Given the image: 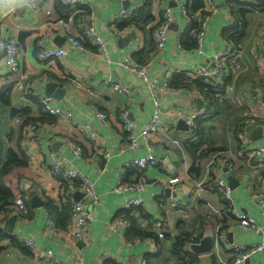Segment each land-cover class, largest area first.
I'll return each instance as SVG.
<instances>
[{
	"label": "crops",
	"instance_id": "0c3cea01",
	"mask_svg": "<svg viewBox=\"0 0 264 264\" xmlns=\"http://www.w3.org/2000/svg\"><path fill=\"white\" fill-rule=\"evenodd\" d=\"M36 1L40 4L37 15L25 5L12 15L0 16V164L5 162L9 150L27 161L4 177L13 198L0 214V264H53L42 253L39 256L24 246L25 239L37 242L43 250L51 249L62 264H222L221 261L232 262L233 245L264 246V168L245 159L243 149L232 137L235 121L244 117L251 123L246 130L247 148L264 149V74L256 68L257 61L264 60V0L253 2L255 9L246 14L248 24L238 45L228 38L241 31L239 17L232 13L238 7L227 0H211L215 11L200 47L194 44V31L199 16L206 13L204 0H152L153 21L144 30L123 24L127 17L118 15L119 10L138 7L141 0H79L81 3L75 8L62 6L58 0ZM194 1L201 2L202 8L193 11ZM126 6L128 9H124ZM182 7L186 8V15L182 14ZM166 10L171 16L169 33L165 48L157 52L153 32ZM59 17H72L71 33L82 42L83 51L73 48L63 31L54 27L52 22ZM255 26L263 34H256ZM87 28L94 30L103 48L86 35ZM260 35L263 40L258 41ZM176 39L181 40V49L177 48ZM9 42L19 47L20 71L16 75H11L5 63V45ZM38 42L43 48H63L67 56L40 62L36 58ZM226 51L238 52L239 69L229 76L228 85L224 83L233 91L214 94V107L212 97H205L192 73L200 66L214 70V55ZM125 58L132 64L146 65L151 82L158 86L168 82L169 90L159 96L163 111L159 123L160 127L169 125L168 132L157 131L147 139L140 136L151 121L155 106L150 84L120 66ZM233 59L230 56L229 61ZM180 73L184 74L182 84H171V79ZM47 82L62 87V93L55 87L48 97L52 107L64 117L46 115L40 106L39 97L46 96ZM111 84L126 87L128 92L118 93ZM200 101L203 103H197ZM95 110L106 115L104 123L94 117ZM122 110L128 111L134 124L136 151L128 148L126 136L121 133ZM176 110H199L205 121L206 136L196 154L200 157L197 177L190 171L192 160L186 149L194 141L192 134L177 130L178 120L167 115ZM89 130L96 137L90 138ZM71 142L80 147L81 158L72 154ZM104 151L110 153L107 162L102 159ZM51 153L95 184V207L88 199L83 200L77 183L69 188L52 176ZM149 153L157 158L156 165L144 171L125 169L128 162ZM175 177L182 184L172 190L165 188L163 182ZM217 178L230 189V202L213 189ZM141 179L151 183L144 192L121 189ZM198 182H202L200 188ZM185 187L190 189L189 194ZM165 190L183 191L182 200L175 201ZM31 191L43 207L32 208ZM138 196L142 205L125 209V204ZM17 198H22L28 208L24 216L14 207ZM171 200L177 207L171 208ZM78 201L93 213V220L87 225L84 240L75 250H69L66 240L51 234L44 211L61 232L70 223V214L63 209L70 211ZM235 212L253 219L256 227L239 224ZM14 216L17 218L10 226ZM121 217L134 221L132 229L111 228L113 221ZM207 226H213L215 234L209 255L188 254L191 258L180 259L171 254L178 236L184 234L196 243ZM159 232L162 239H156ZM132 233H140L142 238L132 242ZM243 264H264V253L253 254Z\"/></svg>",
	"mask_w": 264,
	"mask_h": 264
},
{
	"label": "built area",
	"instance_id": "2783aa9c",
	"mask_svg": "<svg viewBox=\"0 0 264 264\" xmlns=\"http://www.w3.org/2000/svg\"><path fill=\"white\" fill-rule=\"evenodd\" d=\"M120 1L133 2L135 0H120ZM58 2L62 6H67L70 8H75L79 3H81L79 0H58ZM210 3L211 0H204V4H205L204 10L206 12V15L199 16L197 20L198 27L197 30L195 31V39L198 47H200L202 40L206 35L207 25L210 20V16L215 11V8L211 6ZM26 6L27 7L30 6L29 8L34 15H37L39 13L40 4L36 0H26ZM135 8L136 6H133L131 9L128 10H119L118 15L121 18H125L126 16L131 14ZM14 13L15 12H11L8 13L7 15H12ZM182 14L183 15L187 14V10L185 7H182ZM46 15L48 17H51V12L47 11ZM72 21H73L72 17H68L66 19L59 17L54 19L52 24L54 25L55 28L63 31L66 37V41L73 48L83 51L84 46L82 42L76 39L71 33ZM170 23H171V16L169 10H166L163 12L162 20L159 22V24L157 25V27L153 32V40L155 43V50L157 52L162 51L166 46ZM85 33L88 37L93 38L96 44L102 47L100 38L97 37V35L95 34L92 28H87ZM175 42L177 48L181 49L182 48L181 40L176 39ZM5 47H6L5 63L9 67L11 75H16L20 71V65L18 60L19 47L15 42H9L5 45ZM37 48L38 50L36 53V58L40 62L62 59L67 56V51L65 49L43 48L41 42L37 43ZM237 53L230 54L228 51L217 53L213 57V64L215 69L210 71L202 66L196 67L192 73L193 77L201 81L204 85L211 87L214 92L226 90L227 93H231L233 91L232 88H230V86H225L224 83L226 78H229L231 74H235L236 71L239 69V65L236 61V57H238ZM230 56H234V59L229 61ZM120 66L128 68L140 80L150 84V90L153 96L155 111L151 121L148 123L147 126H145L142 129L140 136L144 139H147L151 134H154L157 131L168 132L170 126L165 125L163 127H160V123H159V117L160 115L163 114V111L160 109V105H159L160 104L159 96L169 90L168 82H165L160 86H158L157 83L154 81L151 82L149 78L147 66L132 64L128 58H125L122 61H120ZM256 68L264 74V60H258L256 63ZM111 86L114 89V91L118 93L125 94L128 92L126 87H120L119 85L116 84H111ZM39 103L45 114L53 117H64V114L60 110L52 107L51 97L41 96L39 97ZM167 115L174 120H178V121L180 120L183 123H185L190 131L195 129L196 122L200 118L201 112L199 110H190V111L176 110L174 112H170L169 114L167 113ZM94 117L102 123L106 121V115H104L99 110L94 111ZM119 124H120L121 133L123 132L126 136V142L128 144V148L131 151H136L138 149V141L133 134L134 124L129 120V114L127 110H122L119 113ZM88 136L90 138L96 137L95 133L91 132L90 130L88 131ZM239 140L241 142V148L243 149L242 155L243 156L245 155L244 156L245 159L253 161L256 167L258 166L260 168H264V149L263 148L248 149L246 146L248 142V136L246 134V131H243V133L239 135ZM173 144L175 143L173 142ZM70 148L75 158L77 159L81 158V149L78 145L71 142ZM109 158H110V153L108 151H104L102 155L103 161L107 162ZM49 159L51 162V174L53 177L65 182L69 188L75 187V184L77 183L78 184L77 186L79 188L78 191L83 195V200L88 199V202H90V204L93 205V207H95L98 204V197L96 196L95 193V184L91 180H89L80 171L72 168L71 166H65L63 162L55 154L51 153L49 155ZM157 163H158L157 158L152 153H149L140 156L138 159L136 158L134 160H131L126 164L125 169L126 170L136 169L139 171H144L148 167H152ZM191 179L192 180L195 179L194 175H191ZM150 184L151 183H149L145 179H141L139 182L135 184L124 185L121 189L124 191H134L140 194L144 192L145 189L149 187ZM163 184L165 188L172 190L174 188H177L180 184H182V181L179 177H175L165 180ZM196 185L198 188H200L202 186V182H198L196 183ZM213 189L215 190L216 193L222 195L227 202L231 201L230 189L223 183V181L220 178L215 179L213 184ZM141 205H142V198L138 196L130 199L125 204V209H134L140 207ZM170 206L171 208H175L177 207V203L171 200ZM14 207L16 208L17 212L20 213L22 216L28 213V208L25 205L22 198L15 199ZM263 212H264V208H263ZM44 216L47 219V224L49 228L51 229V234L56 238L61 237L64 240H66V244L69 250H75L78 243L84 240L87 225L93 220V213L88 209H86L81 201L75 202L71 206L70 215H69L70 223L68 228L64 231L60 232L55 227L52 217L46 211H44ZM234 216L236 221L242 226L253 227V228L256 227L253 219L243 214H239L237 212L234 213ZM111 228L128 229L129 222L124 217L117 218L113 221ZM157 234H158V238L160 239L163 238V234L161 232ZM137 241H138L137 239L132 240V242H137ZM22 243L32 252L39 253V256L42 253V255L46 259L50 260L53 264H62L51 249L43 250L40 248L37 242L31 239H25L22 241ZM256 253H264V246L262 244H258L252 247L233 245L232 259H231L232 262L227 263L221 261V263L243 264L245 260L249 259L253 254Z\"/></svg>",
	"mask_w": 264,
	"mask_h": 264
},
{
	"label": "trees",
	"instance_id": "16d2710c",
	"mask_svg": "<svg viewBox=\"0 0 264 264\" xmlns=\"http://www.w3.org/2000/svg\"><path fill=\"white\" fill-rule=\"evenodd\" d=\"M135 1L139 2V0H135ZM257 1H259V0H227V2L229 4H234L235 6L238 7L236 10H233L232 13H235L239 17V23H241L239 25V27H241V31L237 32V33L235 32L232 35H229V37H228L235 45L240 44L241 40H243V37H244L243 30L246 29V26L248 24L246 14L250 13L252 11L251 9H255L254 8L255 5L253 4V2H257ZM151 5H152V0H141V2H139V6L138 7L136 6V8L132 11V13L129 14L128 16H126L127 18H125L123 20V24H125L127 26L134 25L136 28H138L140 30H144L145 26L153 21V15H152V10H151L152 6ZM246 7H248L249 10H247ZM199 8H202V3L194 1L192 3V10L194 11V10L199 9ZM204 15H206V13H202L200 16H204ZM64 19H66V18H64ZM197 27H198V21L196 22L195 31L197 30ZM195 31H194V33H195ZM181 44H182V42H181ZM194 44L197 46L196 39L194 40ZM183 77H184V74H182V73H180L177 76H174V78L171 79V84H176V85L182 84V82L184 81ZM229 78L225 79V83L227 85H228V83H230V80H231V79L229 80ZM196 85L200 89V91L205 94V97L207 99L212 97L211 100L213 101V106L217 107L215 104V100L213 99L214 94L215 93L216 94L221 93L224 90H221L219 92H214L211 87L204 85L199 80L196 81ZM204 89H205V92H204ZM4 103H5V105H9L8 101H4ZM208 110H209V108H208V106H206V112ZM13 113H15V112L13 111ZM23 114L24 113H21V115H23ZM205 116H206V113H205ZM201 119L202 118H199L197 120V122H196L197 126L195 127V129L190 130V133L192 134V138L194 139V141L189 142L188 145L186 146V149H187V151L191 157V160H192V165H191L190 171H191V173H193L195 175V177H197L199 174V166H197V160H199V158H200V157L197 158L196 154H197L198 149H200V147L203 144V140H204L203 138L206 136L204 134L205 128L203 127V123L205 121L201 120ZM198 121H199V123H198ZM235 122L237 124L235 126V130H233L234 132L232 134V137L236 140V142L238 143V147L240 148L241 142L239 140V135L241 133H243V131H246V129L249 127L250 124L247 122V120L244 117L242 119H238ZM25 124H26V122L23 123V125H25ZM26 164H27L26 158H22V157L20 158L15 152H13L11 150L8 151L5 162L0 164V203L2 204L0 206V214L3 211L5 206L11 205L10 201L13 198L11 191L5 186L4 177L10 172V170L13 167L25 166ZM63 211L67 214L68 213L70 214L69 208L63 209ZM127 221L129 222V228L128 229L130 230L131 225L133 227L134 221L131 218H129V219L127 218ZM131 236L132 237L134 236L133 238H131V240L142 238L140 233H132ZM157 238H158V235H156V239ZM185 242H190L186 235L181 234L180 236H178L175 239V242L172 246L171 254L177 258H180V259H183L184 257L191 258V256H189L188 254L183 252V246H184Z\"/></svg>",
	"mask_w": 264,
	"mask_h": 264
},
{
	"label": "water",
	"instance_id": "95a60500",
	"mask_svg": "<svg viewBox=\"0 0 264 264\" xmlns=\"http://www.w3.org/2000/svg\"><path fill=\"white\" fill-rule=\"evenodd\" d=\"M124 9H128V6H126ZM58 87V89L60 90V92L62 93L63 91L61 90L62 87L59 84L53 83V82H47L45 84V95L49 96L52 89ZM262 103L264 104V91L262 92ZM202 104L203 102H197ZM198 109H201L198 107ZM176 129L179 131H184L187 132L189 131V128L187 127V125L185 123H183L182 121H178L176 124ZM255 133H253L254 135ZM184 190L187 192V194H189L190 189L185 187ZM183 191H172L170 192L169 190H165L166 195L171 196L175 201H181V195H182ZM30 196H31V206L33 209H37V208H41L43 207V203L39 202L37 195L35 194V192L31 191L30 192ZM79 197H81V194H79ZM16 216L12 217L10 220V226L12 223L15 222L16 220ZM9 226V227H10ZM213 226H207L204 227V231L202 233L201 238L198 240V242L196 243H191V242H185L184 246H183V252L186 254H190L192 256H205V255H209L212 252L214 243H215V234L213 232ZM11 229V228H10ZM12 231V230H10Z\"/></svg>",
	"mask_w": 264,
	"mask_h": 264
},
{
	"label": "clouds",
	"instance_id": "9594fccd",
	"mask_svg": "<svg viewBox=\"0 0 264 264\" xmlns=\"http://www.w3.org/2000/svg\"><path fill=\"white\" fill-rule=\"evenodd\" d=\"M25 5L26 0H0V16L15 12L17 8Z\"/></svg>",
	"mask_w": 264,
	"mask_h": 264
},
{
	"label": "rangeland",
	"instance_id": "374dc122",
	"mask_svg": "<svg viewBox=\"0 0 264 264\" xmlns=\"http://www.w3.org/2000/svg\"><path fill=\"white\" fill-rule=\"evenodd\" d=\"M250 21H251V23H250V33H251V31H252V21H253V19H251L250 18ZM260 30V31H259ZM254 31H255V33L257 34V33H259L260 32V34H263V31L261 30V29H259V28H257L256 26H255V29H254ZM261 39V35L257 38V40L259 41ZM261 40H263V39H261ZM250 43V42H249ZM249 43H246V45L247 46H249ZM245 156V155H244Z\"/></svg>",
	"mask_w": 264,
	"mask_h": 264
}]
</instances>
